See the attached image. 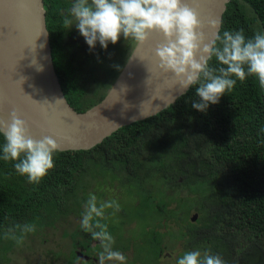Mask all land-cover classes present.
Instances as JSON below:
<instances>
[{"label":"trees","instance_id":"16d2710c","mask_svg":"<svg viewBox=\"0 0 264 264\" xmlns=\"http://www.w3.org/2000/svg\"><path fill=\"white\" fill-rule=\"evenodd\" d=\"M124 61L91 72L55 65L69 104L84 111L99 102ZM113 184L121 191L111 197ZM105 199L117 203L109 227L99 209ZM88 207L94 233L85 228ZM70 211L85 219L71 231L72 260L60 247L52 255L62 264L85 254L77 246L87 252L92 239L102 244V232L124 246L110 254L98 248L97 261L119 251L141 260L125 252L138 240L154 249L140 264H160L162 253L176 250L187 252L176 264H264V0H229L211 55L187 91L89 149L40 150L0 131V264ZM134 220L147 227L137 237Z\"/></svg>","mask_w":264,"mask_h":264},{"label":"water","instance_id":"95a60500","mask_svg":"<svg viewBox=\"0 0 264 264\" xmlns=\"http://www.w3.org/2000/svg\"><path fill=\"white\" fill-rule=\"evenodd\" d=\"M227 2L157 0L104 97L77 111L54 66L43 0H0V131L40 150L89 149L158 113L197 79Z\"/></svg>","mask_w":264,"mask_h":264},{"label":"flooded vegetation","instance_id":"af4514ba","mask_svg":"<svg viewBox=\"0 0 264 264\" xmlns=\"http://www.w3.org/2000/svg\"><path fill=\"white\" fill-rule=\"evenodd\" d=\"M47 1L48 4L45 3L46 0H43V3L45 12L47 11L46 26L50 36L52 35L50 45L54 66L62 62L67 64L70 70L78 72V67L84 66L91 72L106 61L109 46L116 43L115 36L120 32L122 23L137 22L136 28L123 26L125 34H122L120 39L124 46L122 57H125L126 61V54H130L152 11L155 4L152 1L157 0ZM49 3L57 4V10H53ZM131 4L133 7L126 14V9ZM136 6H139L137 11ZM109 32L113 33L109 35ZM85 69H82V72H85ZM92 242L97 243L98 239H92ZM76 250L85 254L79 252L77 259L81 260H76L73 264H89L98 258V253L93 249L85 252L82 246H77Z\"/></svg>","mask_w":264,"mask_h":264},{"label":"rangeland","instance_id":"374dc122","mask_svg":"<svg viewBox=\"0 0 264 264\" xmlns=\"http://www.w3.org/2000/svg\"><path fill=\"white\" fill-rule=\"evenodd\" d=\"M132 7H133V4L128 6V8L126 9V14L129 13V9H131ZM135 8L137 11L139 6H136ZM127 18H130V17H127ZM136 23L137 22L135 23L129 22V24L122 23L120 32L115 36L116 43L109 46L110 49H109V52L107 53L106 61L103 63L105 64V67L109 65L108 66L109 68L115 69L118 63L121 64L123 60L122 56L124 52V46L121 43L120 37L122 34H125V31H124L125 29L123 28V26L128 27L129 25V26H132L133 28H136L137 26ZM112 33L113 32H109V35H111ZM127 54H126V57L128 56ZM107 189H109L107 192L111 194V197H113V195L115 194V191L116 193L121 191L118 184L110 185L107 187ZM132 190H133V187L129 185V186H126L123 191L126 194L127 192H130ZM125 194L123 195L124 197L121 194V198L123 197V201L125 202V204H130L129 200L131 198ZM94 199H97V201H99L100 197L94 198ZM112 200L113 201L105 199L106 202L102 203V206H100L99 208L105 211V214H106L105 217H106V220H108V223H107L108 227L111 224L109 220H112L113 222L118 221L116 218H112V216H115V214H117L116 213L117 203L114 199ZM112 202H114V206ZM133 202H135L134 197H132V203ZM80 207L82 210V208L85 206L81 205ZM182 207L184 206L182 205ZM78 212L70 211L69 213L65 215H61L58 217L57 220L54 221L55 224L49 223L48 225L45 226V229H43L40 233H31L28 236H26V241H25V244L23 245L24 246L23 251H21L22 250V246H21L20 248H16L14 252L12 253L10 252L9 256L11 257V259L6 264H41V263L62 264L64 260L63 256H60L57 259H53L54 257L52 256L56 251H59V247L61 248L62 252H66L65 254L66 259L72 260L71 257H72L74 248H72L71 246V240H70L71 233H72L71 231L73 229H76L79 225L83 224L85 218H86V221H85L86 230L92 233H94V230H95L94 226L92 225L93 221L87 220L92 215L91 207H88L86 211L87 216L85 218H84V215H82L83 213L82 211H78ZM109 215L111 216V218L109 217ZM135 225H136V220L132 221L129 224V227L135 228V230H133L130 234L135 235L136 237L139 235V232H142L144 231V229L147 228V227L145 228L144 225L142 224L141 225L137 224V226ZM120 228L123 229L122 226ZM101 235L103 237L102 244H97V246H95L96 242H92L91 243L92 246H90V250L94 249V251L99 253L98 248H101L104 250V253L110 254L109 253L111 252L110 249L113 246L121 245V248L124 246L121 244V242H112L104 238L103 232L101 233ZM122 240H125V239L123 238ZM148 245L146 246L144 243L136 240V242L132 243V245H130L129 247V249H132V250L125 251L127 252L126 254L128 258H131V254L133 251V254L135 255L139 254L141 256V260H139V258H137L136 256L132 257V259L130 260H127L124 258L125 255L123 257L122 256L123 253L119 251L118 253H114V254L111 253L112 254L111 256L105 255V257L101 261L96 260L89 264H130L131 261L133 260H136L134 264H140V261H142L143 258H145L149 253H152V251L154 250L151 246H148ZM67 246H68V251H66ZM56 254H59V252H56L55 255ZM185 254H187L186 250H180V251L176 250L174 254L173 252H168L165 254L162 253L160 264H176L175 261L181 260ZM77 260H81V259L78 258ZM141 264L143 263L141 262ZM145 264H150V262L145 261Z\"/></svg>","mask_w":264,"mask_h":264}]
</instances>
